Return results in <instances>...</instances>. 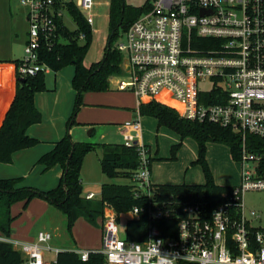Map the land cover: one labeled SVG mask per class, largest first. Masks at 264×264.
Here are the masks:
<instances>
[{
    "label": "built area",
    "instance_id": "2783aa9c",
    "mask_svg": "<svg viewBox=\"0 0 264 264\" xmlns=\"http://www.w3.org/2000/svg\"><path fill=\"white\" fill-rule=\"evenodd\" d=\"M68 2L90 26L94 23V0H20L28 32L15 66L19 78L42 69L37 62L40 40L63 22ZM123 39L117 45L123 55L121 71L112 78L116 90L134 95L136 110L135 118L119 124L118 130L122 143L135 146L140 159L130 177L132 191L136 197L147 196L149 204L122 214L105 208L101 249L70 251L82 261L100 253L108 264H264V228L250 224L242 204L246 191L264 190V178L257 172L260 157L246 147L247 135L264 138V0H149ZM149 102L238 135L240 182L227 201L209 209L192 195L153 199L151 156L142 139L139 112ZM141 213L148 218L144 239L127 240L125 227L120 231V216L126 215L127 222ZM248 215L256 218L253 210ZM159 223L168 236H162ZM51 240L45 230L38 231L34 241L0 233V241L20 253L21 264H57L62 250L50 245Z\"/></svg>",
    "mask_w": 264,
    "mask_h": 264
},
{
    "label": "trees",
    "instance_id": "16d2710c",
    "mask_svg": "<svg viewBox=\"0 0 264 264\" xmlns=\"http://www.w3.org/2000/svg\"><path fill=\"white\" fill-rule=\"evenodd\" d=\"M149 1L141 8H133L125 0L109 1V34L104 48L103 58L85 66L83 60L89 50L93 33L91 26L85 21L73 3H66L67 12L76 24L71 30L63 22L58 21L55 32L47 39H41L37 49V62L43 67L35 75H26L19 80L16 74L15 93L13 100L0 126V163H13L17 151L36 146L40 140L28 134L30 126L42 119V114L35 104V95L46 89L43 68H48L55 75L67 66L74 68L71 86L76 92V108L67 120L70 128L77 112L81 94L84 91H106L110 89L113 75L121 71L123 55L117 45L112 46L114 38L120 37L128 29L141 11L147 8ZM80 34L84 35L80 39ZM208 44H212L209 42ZM19 60L14 61L15 66ZM141 116L154 117L158 125H164L176 132L181 139L190 137L198 146V155L194 165L201 166L205 181L203 184H157L153 199L167 201L169 197L175 199L187 198L192 195L201 200L211 209L227 201L234 186L216 184L205 158L207 141L225 144L233 160L237 161L241 155L238 135L227 128L210 124L189 121L181 118L173 109L156 102L142 104L139 107ZM247 149L259 155L257 172L264 178V138L247 135ZM179 144L171 147L170 159H176ZM95 148L94 143L72 140L67 133L53 145V148L41 155L37 163L48 170L60 165L62 175L59 183L47 191L23 185L22 177L0 179V233L11 236L12 222L15 217L11 213V206L22 201L24 207L34 198L39 197L59 209L66 217L67 227L80 217L88 223L95 224L101 218L104 209H113L117 214L127 213L132 207H146L149 204L147 196L136 197L131 184L107 183L103 184L99 196L88 199L85 197L81 183L80 170L84 155ZM100 168L108 178H128L139 166V155L135 146H125L123 143L101 144ZM68 161V165L66 162ZM226 194V196H224ZM148 218L141 215L126 222L125 234L127 240L141 241L145 237ZM176 221H171L175 228ZM162 236H168L162 223H159ZM57 264H105L100 253H92L86 261H82L78 254L70 250H62L57 254ZM0 264H21V255L11 244L0 241Z\"/></svg>",
    "mask_w": 264,
    "mask_h": 264
},
{
    "label": "rangeland",
    "instance_id": "374dc122",
    "mask_svg": "<svg viewBox=\"0 0 264 264\" xmlns=\"http://www.w3.org/2000/svg\"><path fill=\"white\" fill-rule=\"evenodd\" d=\"M109 1L94 0V23L91 25L93 37L89 50L83 60L85 66L103 58L107 36L109 34ZM149 0H125L133 8L143 7ZM26 8L20 0H0V61L13 63L23 56L27 40L28 27L24 19ZM63 22L71 30L76 28L68 12H64ZM123 35L114 38L112 46L122 42ZM6 67H10L7 64ZM74 68L67 66L55 75L48 68H43L46 89L36 93V106L42 114L39 123L33 125L35 136L44 142L55 140L65 135L67 119L76 108V92L71 86ZM10 78V75H8ZM116 78L110 81V89L106 91H84L81 94L70 137L80 140L87 134L83 130L86 123L93 124V134L89 141L95 148L84 155L80 170L83 192L94 191L99 195L103 184H131L128 178H108L100 168L101 144L121 143L122 136L118 124L134 117L136 102L134 95L127 91L115 89ZM135 118V117H134ZM142 139L150 150L152 159L151 175L154 183L172 182L187 184H203L205 177L200 166L191 164L196 159L197 143L190 137L182 141L179 136L164 125H158L156 119L140 116ZM38 131V132H37ZM177 159H167L172 144L180 143ZM39 145V144H38ZM45 145V144H44ZM43 145V146H44ZM205 158L216 184L237 186L240 182L241 164L232 159L225 144L207 141ZM37 147L15 153L13 164L0 163V179L22 177L23 181L39 190L47 191L56 186L54 167L46 170L37 163ZM242 204L246 216L252 226L264 228V190H248L242 194ZM255 211L256 218L248 215ZM15 217L12 222L14 239L23 241L35 237L39 230L51 233L49 242L61 250H97L101 249V218L95 224L88 223L80 217L67 227L63 213L39 197L32 198L24 207L22 201L11 206ZM127 216H120L121 229L124 230ZM122 233V232H121ZM12 237V238H13ZM54 258L53 253H45ZM108 264V263H105Z\"/></svg>",
    "mask_w": 264,
    "mask_h": 264
},
{
    "label": "crops",
    "instance_id": "0c3cea01",
    "mask_svg": "<svg viewBox=\"0 0 264 264\" xmlns=\"http://www.w3.org/2000/svg\"><path fill=\"white\" fill-rule=\"evenodd\" d=\"M24 14V19H25V22L27 24V27H28V23H27V19H26V10H24L23 12ZM22 58V57H21ZM20 58V59H21ZM19 60V59H17ZM7 64H10V67H6ZM8 75H10V78H8ZM15 83H16V74H15V63L13 62L12 64L11 63H8V62H5V61H0V126L2 124V121L4 119V116L13 100V97H14V93H15ZM36 97V95H35ZM135 98V97H134ZM36 101V99H35ZM36 104V102H35ZM134 113H135V110H134ZM134 117H135V114H134ZM134 117H132L131 119H128V120H132L134 119ZM150 117V116H148ZM154 118V117H152ZM69 119V118H68ZM67 119V120H68ZM155 119V118H154ZM128 120H125V121H128ZM124 121V122H125ZM157 121V120H156ZM123 122H120L119 124H121ZM158 123V121H157ZM118 124V125H119ZM35 125V124H34ZM66 125V130L68 131V133L71 132V127L70 128H67V122L65 123ZM118 127V126H117ZM83 130H86L87 131V134L85 133V136L82 137L80 140H74V141H78V142H89V143H92L89 141L90 137L92 136L93 134V129H94V125L93 124H89V123H86L84 124V126L82 127ZM34 126H30L29 129H28V134L34 138H37L39 140V138L37 136H35V133L33 132L34 130ZM173 131V130H172ZM38 132V131H37ZM174 132V131H173ZM176 133V132H175ZM65 134H66V131H65ZM177 134V133H176ZM178 135V134H177ZM179 136V135H178ZM63 137V136H62ZM62 137H59L55 140H50V141H42L40 140V142L34 146V147H37V158L39 159L41 157V155H43L44 153L50 151L52 148H53V145L56 141H58L59 139H61ZM180 138V136H179ZM181 139V138H180ZM183 139H181L182 141ZM144 142V140H143ZM122 143V142H121ZM181 143V142H180ZM45 144V145H44ZM179 144V143H177ZM44 145V146H43ZM175 145V144H172L171 147ZM34 147H31V148H27V149H23V150H20V151H26V150H30V149H33ZM171 147H170V153H171ZM198 147V146H197ZM229 149V148H228ZM150 151V150H149ZM19 152V151H17ZM229 153H230V150H229ZM197 155H198V150H197ZM197 155H196V158H197ZM15 156V154H14ZM177 156V155H176ZM167 159L169 160H176V159H170V155L168 157H166ZM152 159H154V156L152 157L151 156V165H150V171H151V168H152ZM38 161V160H37ZM195 161V160H194ZM207 161V160H206ZM13 162H14V157H13ZM193 162V161H192ZM191 162V164H192ZM13 164V163H11ZM208 164V163H207ZM199 166V165H197ZM201 167V166H200ZM62 168L60 165H55L54 167V173H55V178H54V181H57L56 185L59 183V179H60V176L62 175ZM151 179V182L153 185H157V184H183V183H172V182H162V183H154L152 181V175L150 177ZM81 183H82V179H81ZM23 185L25 186H30V187H35V186H32V184H28L26 183L25 181H23L22 183ZM187 184V183H185ZM190 185H194V184H190ZM223 186H226V185H223ZM37 188V187H36ZM39 189V188H38ZM41 190V189H40ZM101 191V190H100ZM100 191H99V194H100ZM90 192H93L95 197L99 196V195H96V193L94 191H88V192H84V194H88ZM251 224V222H250ZM40 231V230H39ZM12 233H14V230H12ZM11 233V237H13ZM37 235V234H36ZM36 237V236H35ZM35 237H29L28 239L26 240H23V241H34L35 240ZM14 238V237H13Z\"/></svg>",
    "mask_w": 264,
    "mask_h": 264
},
{
    "label": "water",
    "instance_id": "95a60500",
    "mask_svg": "<svg viewBox=\"0 0 264 264\" xmlns=\"http://www.w3.org/2000/svg\"><path fill=\"white\" fill-rule=\"evenodd\" d=\"M19 80H24V78L20 77ZM66 165H68V161L66 162Z\"/></svg>",
    "mask_w": 264,
    "mask_h": 264
}]
</instances>
